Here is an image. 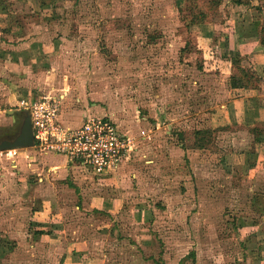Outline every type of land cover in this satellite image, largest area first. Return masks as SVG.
<instances>
[{
    "label": "rangeland",
    "instance_id": "rangeland-1",
    "mask_svg": "<svg viewBox=\"0 0 264 264\" xmlns=\"http://www.w3.org/2000/svg\"><path fill=\"white\" fill-rule=\"evenodd\" d=\"M256 1L0 0V140L16 134L30 118L28 105L43 95L62 96L64 127L93 115L130 138L110 169L123 165L127 173L120 229L100 235L94 230L104 231V219L91 214L84 230L99 241L92 246L106 264H264L247 234L264 227V205L253 200L260 192L247 172L256 126L227 121L222 106L247 72L219 40L233 22L242 29ZM68 108L86 115L67 123L61 113ZM39 146L28 147L31 163L54 153ZM9 149L0 150V264H45L54 252L43 247L52 241L40 236L31 212L50 215L53 205L35 174L41 168L27 166L24 149ZM57 176L47 177L55 178L54 192ZM18 242L32 246L13 250Z\"/></svg>",
    "mask_w": 264,
    "mask_h": 264
},
{
    "label": "crops",
    "instance_id": "crops-1",
    "mask_svg": "<svg viewBox=\"0 0 264 264\" xmlns=\"http://www.w3.org/2000/svg\"><path fill=\"white\" fill-rule=\"evenodd\" d=\"M248 10L252 11L253 16L242 21L240 25L242 29L239 30V24L233 22L231 23L232 25L227 26L228 31L226 29L222 30V38L219 39L222 41L221 44L224 43L226 50L231 53V58H240V70L243 71V75L247 72L246 79L241 78L239 80L241 84L230 86L233 90L232 97L226 104H222V106L223 108L228 106L224 115L227 121L237 124L246 122L250 126H254L255 123L254 132H251V137H248V143L253 147V150L248 153L247 159L250 162L247 172H249L251 177L249 180L250 186L254 189L257 188L260 192L254 193L253 200L261 202L264 205V31H261L264 26V0H257L255 6L252 5ZM31 65V62L27 63V67ZM244 65L246 66L245 68ZM19 66L22 67L24 64L20 63ZM45 72L47 74L43 75L45 79H48L50 71L45 70ZM50 82L47 83L50 84ZM41 83L43 85L37 84V86L39 85V89L45 87L46 81L43 80ZM83 115H86L85 109L74 110L72 112L68 108L62 111L61 119L70 124H77ZM241 137L239 141L243 139V135ZM28 147L16 149L25 150L23 155L29 158L26 163L27 166L34 167L33 169L35 167L41 168L39 172L35 170V174L38 175L40 181L44 182L43 185L45 184L46 188H44L43 195H49L44 200L49 201L53 205L50 215L43 213L46 210L45 208H37L31 212L32 215L35 214V217H32V219L40 221V225H42L40 226L41 229L45 224L48 227V230H41L39 228L40 236L44 237L48 235V239L52 241L50 245L45 244L43 249L46 252L53 251L54 255L49 258L46 257L41 262L45 264H106L104 253L101 251L98 253L93 248V246L97 248L95 243L97 244L99 241L95 238L93 242L84 230L90 228L87 220L91 214H97V217L104 219V221L100 222V224L106 225V228H103L104 231H100V228H95L94 230L95 232L98 231L100 235L106 237L109 231L113 230L117 233L120 229L117 219L126 211L124 204L129 202L128 197L130 196V192L127 190L128 180L124 179L127 173H125L123 165L117 166L113 174L111 170L100 174V176L103 175L104 177H102V180H98L97 176L93 173L86 172L80 167L71 166L62 155L48 153L42 157H38L40 163H31L36 157L34 154H27L30 149ZM236 154L239 157L241 153ZM243 158L245 159L244 156ZM11 165H13L12 167H16V164H12V161ZM259 173L262 175V179L260 180L256 178L257 175H260ZM40 174L44 176L41 177ZM48 174L58 175L57 179H59V182L56 186L59 188L55 192L51 189V186L54 184L51 180L55 178H47ZM121 176L123 177L121 178ZM132 195H135L137 198V194ZM256 197L257 200L255 199ZM136 201L138 200L136 199ZM131 209H134L136 212L139 210V208ZM136 215L137 218H141L140 215L142 214L136 213ZM79 218L81 220H78ZM139 221L137 220V222ZM86 226L87 228H85ZM250 229L254 228L251 227ZM247 234L252 235V239L256 241L253 250H257L264 255V227L262 230H251ZM254 236H256V239ZM24 243L20 244L18 242L17 246H14V243H12L13 250L19 249L18 246L20 245H24L25 248L26 246H32V243ZM101 243L104 244L103 241ZM35 244L43 246L39 242H35ZM10 245H6V248L9 249Z\"/></svg>",
    "mask_w": 264,
    "mask_h": 264
},
{
    "label": "built area",
    "instance_id": "built-area-1",
    "mask_svg": "<svg viewBox=\"0 0 264 264\" xmlns=\"http://www.w3.org/2000/svg\"><path fill=\"white\" fill-rule=\"evenodd\" d=\"M61 98L43 95L28 105L33 143L38 141L39 148L48 146L53 154L64 156L71 166L86 172L94 175L108 172L129 147L130 138L119 136L107 119L93 115L85 116L77 128L62 126L58 119ZM49 138L53 141L48 142Z\"/></svg>",
    "mask_w": 264,
    "mask_h": 264
},
{
    "label": "water",
    "instance_id": "water-1",
    "mask_svg": "<svg viewBox=\"0 0 264 264\" xmlns=\"http://www.w3.org/2000/svg\"><path fill=\"white\" fill-rule=\"evenodd\" d=\"M32 137L33 133L30 118L29 115L26 114L20 124L18 132L11 138L0 140V150L31 146L33 143Z\"/></svg>",
    "mask_w": 264,
    "mask_h": 264
},
{
    "label": "trees",
    "instance_id": "trees-1",
    "mask_svg": "<svg viewBox=\"0 0 264 264\" xmlns=\"http://www.w3.org/2000/svg\"><path fill=\"white\" fill-rule=\"evenodd\" d=\"M261 31H264V26L262 27V30ZM264 41V40H263ZM233 62H236L238 59L237 58H231ZM237 59V60H236ZM233 84H236L234 81L232 82ZM15 134H12L11 136H9L10 138L13 137Z\"/></svg>",
    "mask_w": 264,
    "mask_h": 264
},
{
    "label": "flooded vegetation",
    "instance_id": "flooded-vegetation-1",
    "mask_svg": "<svg viewBox=\"0 0 264 264\" xmlns=\"http://www.w3.org/2000/svg\"><path fill=\"white\" fill-rule=\"evenodd\" d=\"M18 130H19V128L16 129V133L18 132ZM8 138H10V137L8 136V137H6L4 139H8Z\"/></svg>",
    "mask_w": 264,
    "mask_h": 264
}]
</instances>
